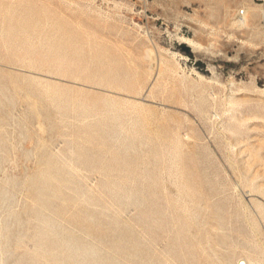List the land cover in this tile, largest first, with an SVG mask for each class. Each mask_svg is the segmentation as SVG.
Instances as JSON below:
<instances>
[{"label":"rangeland","instance_id":"obj_1","mask_svg":"<svg viewBox=\"0 0 264 264\" xmlns=\"http://www.w3.org/2000/svg\"><path fill=\"white\" fill-rule=\"evenodd\" d=\"M0 6V264H264V4Z\"/></svg>","mask_w":264,"mask_h":264},{"label":"bare ground","instance_id":"obj_2","mask_svg":"<svg viewBox=\"0 0 264 264\" xmlns=\"http://www.w3.org/2000/svg\"><path fill=\"white\" fill-rule=\"evenodd\" d=\"M0 9H1V6H0ZM10 11V10H9ZM9 14H10V12H9ZM32 21V20H31ZM33 23V22H32ZM37 23V22H36ZM35 24V23H34ZM59 24V23H58ZM27 25V24H26ZM29 25V24H28ZM34 26V25H33ZM24 28H27V27H24ZM61 30V29H60ZM59 30V31H60ZM29 31V30H28ZM57 31V30H56ZM59 33V32H58ZM65 34V33H64ZM60 35V34H59ZM57 37V36H56ZM60 39H61V37H60ZM63 39V38H62ZM185 44H187V45H189V46H191V47H193V48H198L199 47V45L197 44V43H195L193 40H190V39H187L186 38V40H185V42H184ZM58 45V44H57ZM56 45V46H57ZM61 45V44H60ZM69 45V44H68ZM55 47V46H54ZM58 47V46H57ZM102 48H103V45H102ZM58 49V48H57ZM62 50V49H61ZM78 50H79V47H78ZM80 52V51H79ZM104 52V51H103ZM58 53V52H57ZM68 54V53H67ZM78 54V53H77ZM82 54V53H81ZM111 54V53H110ZM59 55V54H58ZM64 55H66V52H65V54ZM80 55V54H79ZM101 57H103V56H101ZM105 58L107 59L108 58V56H107V53H106V55H105ZM102 60V59H101ZM65 61V60H64ZM63 61V62H64ZM103 61H105V60H103ZM108 61V60H107ZM106 62V61H105ZM65 63H66V61H65ZM114 63V62H113ZM118 63V62H117ZM101 64V63H100ZM106 64V63H105ZM107 65V64H106ZM109 65V64H108ZM116 65V64H115ZM109 67H110V65H109ZM102 68V67H101ZM85 69V68H84ZM113 69V68H112ZM129 69H130V67H129ZM105 70H107L106 68H105ZM85 71H86V69H85ZM98 71V70H97ZM150 71H152V70H150ZM103 72V71H102ZM111 72V71H110ZM116 73H118V71L116 72ZM109 74V73H108ZM111 74V73H110ZM163 74V73H162ZM107 75V74H106ZM164 75V74H163ZM126 76V75H125ZM131 76V75H130ZM101 77V76H100ZM107 77V76H106ZM110 77V76H109ZM115 77V76H114ZM126 80V79H125ZM116 81H118V80H116ZM137 81V80H136ZM127 82V81H126ZM103 83V82H102ZM105 83V82H104ZM115 84V83H114ZM113 85V84H112ZM107 86H109V85H107ZM151 86V85H150ZM110 87V86H109ZM151 89V88H150ZM47 92L48 93H53V90L50 88V87H47ZM48 95V94H47ZM114 99V98H113ZM109 100V99H108ZM108 102V101H107ZM113 105V104H112ZM160 140V139H159ZM178 151V150H177ZM67 241V240H66ZM78 251V250H77ZM79 252V251H78ZM75 253V252H74ZM83 253V252H82ZM83 255V254H82ZM71 256V255H70ZM72 256H74V255H72ZM74 258V257H73ZM76 259V258H75ZM74 260V259H73ZM78 260H79V258H78ZM81 261V260H80ZM82 262V261H81ZM240 264H253V263H251L250 261H247V262H239Z\"/></svg>","mask_w":264,"mask_h":264},{"label":"built area","instance_id":"obj_3","mask_svg":"<svg viewBox=\"0 0 264 264\" xmlns=\"http://www.w3.org/2000/svg\"><path fill=\"white\" fill-rule=\"evenodd\" d=\"M257 2H261V4H264V0H256ZM238 15L241 19H245L247 16V10L246 9H241L238 11Z\"/></svg>","mask_w":264,"mask_h":264}]
</instances>
